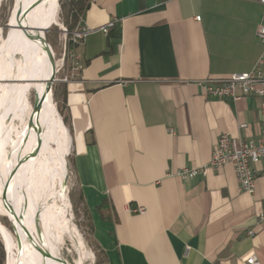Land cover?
Returning <instances> with one entry per match:
<instances>
[{"label": "crops", "instance_id": "0c3cea01", "mask_svg": "<svg viewBox=\"0 0 264 264\" xmlns=\"http://www.w3.org/2000/svg\"><path fill=\"white\" fill-rule=\"evenodd\" d=\"M262 11L259 0H90L64 113L97 264H246L252 252L264 264V158L250 194L230 164L177 175L206 164L221 132L256 137V95L215 97L200 82L252 68Z\"/></svg>", "mask_w": 264, "mask_h": 264}, {"label": "bare ground", "instance_id": "6f19581e", "mask_svg": "<svg viewBox=\"0 0 264 264\" xmlns=\"http://www.w3.org/2000/svg\"><path fill=\"white\" fill-rule=\"evenodd\" d=\"M57 7L58 0H15L11 22L35 26H45L49 20L57 23ZM18 8L21 12L16 16ZM48 69L42 32L8 28V35L0 43V216L7 215L14 220L15 234L19 237L15 243L11 233L0 223L9 264H54V248L64 233L79 253L78 264L85 262L80 254L83 248L88 250L78 228L71 220H66L53 193L54 185L61 188L63 163L66 170L62 180L67 172L70 136L49 99ZM14 78L19 81H13ZM32 88L37 93L36 110L27 98ZM15 120L20 121V126L14 124ZM45 122L55 134L54 145L46 140ZM35 146L43 153L40 159L35 155ZM6 181L4 202L2 190ZM20 222H24L25 227ZM13 248L16 255L11 252Z\"/></svg>", "mask_w": 264, "mask_h": 264}, {"label": "built area", "instance_id": "2783aa9c", "mask_svg": "<svg viewBox=\"0 0 264 264\" xmlns=\"http://www.w3.org/2000/svg\"><path fill=\"white\" fill-rule=\"evenodd\" d=\"M263 5L261 22L257 29V36L263 44L262 51L249 71L231 73L222 77H209L201 80L204 91L215 97H227L237 99L241 95H256L259 100L260 128L255 138L242 140L221 132L213 147L211 157L206 164L192 168H182L177 175L182 180H189L196 176H205L209 169H220L225 164L233 167L238 187L241 191L253 193L255 190V164L264 158V0H259ZM199 19V16H196ZM112 21L100 29L107 31ZM62 39L60 43L61 56L58 70L63 69L60 82H68L77 79L82 64L75 53V47L82 44L86 36L93 31L83 23L80 16L71 30L61 27ZM240 127L245 124H240ZM132 212L144 213L145 207L141 205L131 206ZM257 221L264 222V212L257 213ZM250 234L253 232L250 231ZM246 264H263L252 252L245 258Z\"/></svg>", "mask_w": 264, "mask_h": 264}, {"label": "rangeland", "instance_id": "374dc122", "mask_svg": "<svg viewBox=\"0 0 264 264\" xmlns=\"http://www.w3.org/2000/svg\"><path fill=\"white\" fill-rule=\"evenodd\" d=\"M9 1L10 0H1V3L3 5L2 12L4 14L10 13V9H11L12 4H10ZM58 2H59V0H58ZM12 3H13V0H12ZM56 17H57V23H55L53 20H49V22L47 21L48 22L46 25L47 30L45 31V38L46 39H44V41H45V45H46V49H47V55H48V59H49V69L47 71L48 78H49V76L51 78L54 74V73H52L53 72L52 65H53L55 70L57 67V72H56V76H55L56 81L55 82H60V81H58V79L62 77V74L64 72L63 69L58 70V67H59V61L58 60L61 56V49H60V43H61V39H62L61 27L64 26L67 28V25L65 24V22H63V19H62L61 13H60V3H58ZM0 26H1L0 27V43H1L2 39L6 36L7 27L5 30H3L1 23H0ZM68 30H71V29H68ZM44 50H45V48H44ZM18 57H20V56H18ZM45 62H46V52H45ZM46 65H47V62H46ZM52 90H53V85H52ZM33 93L35 94V97H36L35 104L33 103ZM27 98L31 104V107L34 110H36L38 107V99H37V93L33 88L30 89L29 92L27 93ZM50 100H51V102H53L52 98ZM53 104H54V102H53ZM56 111L58 112L57 109H56ZM58 114L62 117V114H60L59 112H58ZM14 124L20 126V121L15 120ZM64 125H65L66 130L69 133V136H70L68 123L64 122ZM43 129H44L46 140L49 142L50 145H54L56 143V137H55V134L50 131L49 124L45 122L43 125ZM34 151H35V155L39 159L43 157V153L40 151V149H38L37 146H35ZM68 153H69V151H68ZM68 160H69V154H67L66 162ZM65 170H66V164L63 163V166L60 169V177H61L60 187L61 188H59L57 185H54V187H53V193L55 196V201H56L57 205L60 206L61 209L64 211V215L66 217V220L69 219L72 221V223L75 224V226L78 228L80 234L82 235V237L85 241V245L87 246V249L89 251L88 250L86 251V248L84 247L82 250L83 252L80 253L84 257V261H85L84 264H97L99 259H100L99 250L91 238V228H90L89 221H88L87 216L84 212L82 204L79 203L78 206L75 208L72 204L70 197H69L70 183H68V181L66 179L67 174H68V168H67V172L65 174L64 180H62L63 175L65 173ZM60 189L62 190V192ZM1 216H6L7 218H9L11 220V222H13V226L15 229L14 220L10 216H7V215H1ZM1 216H0V220L4 225L1 222L0 223L3 226H5V228L11 233V235L13 236V239L15 240V243H16L17 240L19 239L18 234L13 233L12 228L10 227L8 221L4 217H1ZM1 235L3 236L2 233H1ZM0 238H1V236H0ZM6 250H7V248H6ZM11 252L13 253V255H16V248H13L11 250ZM61 257L66 262L63 261L61 259ZM78 258H79V253L77 252V250L73 244V241L68 236V234L64 233L61 241L59 243H56L55 248H54V253H53L54 264H78ZM4 264H5V260H4ZM6 264H9L8 263V250H7V262H6Z\"/></svg>", "mask_w": 264, "mask_h": 264}, {"label": "trees", "instance_id": "16d2710c", "mask_svg": "<svg viewBox=\"0 0 264 264\" xmlns=\"http://www.w3.org/2000/svg\"><path fill=\"white\" fill-rule=\"evenodd\" d=\"M9 2L10 4H12V0H10ZM58 3H60V13H61L63 22H65L68 29H72L75 23L77 22L78 18L83 15L84 11L89 6L90 0H59ZM0 10H1L0 11V23L2 25L3 30H5L6 29L5 25L7 23L9 13L4 14L2 12L3 10L2 3L0 4ZM66 95H67L66 83L65 82H55L53 84L52 100L58 112L62 114L61 118H62L63 123L68 122V118L66 114L64 113ZM49 98H50V93H49ZM67 168H68V174H67L66 179L68 183H70L69 197L72 201L73 206L76 208L79 203L82 204L83 197L80 192V188H79L76 176H75L73 166L70 163V160L67 161ZM87 219H88V216H87ZM4 260H5V252L3 248V242L0 238V264H4Z\"/></svg>", "mask_w": 264, "mask_h": 264}, {"label": "water", "instance_id": "95a60500", "mask_svg": "<svg viewBox=\"0 0 264 264\" xmlns=\"http://www.w3.org/2000/svg\"><path fill=\"white\" fill-rule=\"evenodd\" d=\"M14 6H15V0H13L12 6H11V9H10V13H9V16H8V19H7V23L5 25L7 27L6 36L8 35V28H10V27H21V28L33 29V30L38 31V32L41 31L42 35H43V39H46L45 38V31L47 30V26H35L33 24L23 25V24H20V23L14 24V23L11 22V16H12V13H13ZM20 12H21V10L18 8L17 11H16V16H18ZM13 25H15V26H13ZM56 72H57V67H56V70H55L53 76L51 77V80L49 81V89H50L49 92H50V97L51 98H52V85L56 81V78H55ZM14 79L15 80H13V81H19V80H17V78H14ZM35 101H36V97H35V94L33 93V103L34 104H35ZM7 187H8V181H6L4 183L3 190H2V199H3L4 202H6V199H7L6 198ZM1 217H4L8 221L10 227L12 228L13 233H15L13 222H11V220H9L6 216H1ZM20 223H21L22 226L25 227V223L24 222H20ZM0 236H1V240L3 242V248H4V252H5V264H6V262H7V250H6L5 241H4L3 236L1 235V232H0ZM61 259L63 261H65L62 257H61Z\"/></svg>", "mask_w": 264, "mask_h": 264}]
</instances>
